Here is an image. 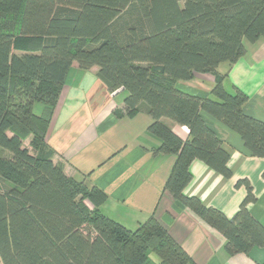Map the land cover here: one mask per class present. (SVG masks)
<instances>
[{"label": "trees", "instance_id": "obj_1", "mask_svg": "<svg viewBox=\"0 0 264 264\" xmlns=\"http://www.w3.org/2000/svg\"><path fill=\"white\" fill-rule=\"evenodd\" d=\"M261 38L264 0H0L1 264H194L154 215L125 226L101 210L103 189L56 160L46 134L73 63L96 66L112 95L125 93L117 117L150 116L154 153L175 156L164 189L224 236L229 255L264 247L247 178L235 182L245 195L231 218L184 192L194 159L232 176L230 152L203 113L264 159V122L244 112L248 96L218 71ZM196 73L213 76L207 96L176 86Z\"/></svg>", "mask_w": 264, "mask_h": 264}, {"label": "crops", "instance_id": "obj_2", "mask_svg": "<svg viewBox=\"0 0 264 264\" xmlns=\"http://www.w3.org/2000/svg\"><path fill=\"white\" fill-rule=\"evenodd\" d=\"M218 71L224 74L227 88H239L248 96L244 112L264 122V38L247 44L238 60L220 64ZM213 82L212 75L196 73L176 86L207 96ZM124 95L108 91L96 66L83 71L72 64L46 134L65 173L103 189L107 198L101 210L129 228L154 215L194 264H264V247L229 255L224 236L164 189L175 156L154 153L160 141L147 130L151 119L146 112L116 116L114 110L123 109ZM203 118L229 150L232 176L225 178L194 159L184 192L231 218L245 195L244 187L235 182L247 178L256 196L248 209L264 225V159L251 155L240 136L220 121L207 113ZM164 122L187 138L185 126L169 119Z\"/></svg>", "mask_w": 264, "mask_h": 264}, {"label": "rangeland", "instance_id": "obj_3", "mask_svg": "<svg viewBox=\"0 0 264 264\" xmlns=\"http://www.w3.org/2000/svg\"><path fill=\"white\" fill-rule=\"evenodd\" d=\"M28 140H29V139H25V140H24V144H27V143H28ZM0 264H1V262H0Z\"/></svg>", "mask_w": 264, "mask_h": 264}]
</instances>
